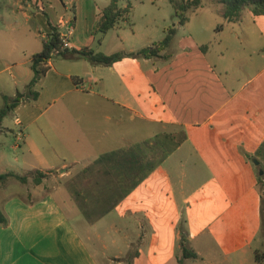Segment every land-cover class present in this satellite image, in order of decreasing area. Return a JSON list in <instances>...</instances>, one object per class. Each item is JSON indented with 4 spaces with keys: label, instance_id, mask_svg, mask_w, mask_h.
<instances>
[{
    "label": "crops",
    "instance_id": "1",
    "mask_svg": "<svg viewBox=\"0 0 264 264\" xmlns=\"http://www.w3.org/2000/svg\"><path fill=\"white\" fill-rule=\"evenodd\" d=\"M8 1L11 14H0V111L27 93L32 58L53 27L68 35L69 50H121L107 46L124 37L118 27L126 21L98 30L111 0ZM215 23L202 18L195 33L190 22L175 25L160 57L48 62L37 97L26 94L0 123V165L47 174L39 185L12 178L0 187L8 219L0 264H178L183 234L200 256L183 264H260L264 14L244 7L230 19L221 7ZM160 31L150 20L128 54L157 45L150 36ZM99 118L104 125L94 124ZM138 119L155 126L138 128Z\"/></svg>",
    "mask_w": 264,
    "mask_h": 264
},
{
    "label": "trees",
    "instance_id": "2",
    "mask_svg": "<svg viewBox=\"0 0 264 264\" xmlns=\"http://www.w3.org/2000/svg\"><path fill=\"white\" fill-rule=\"evenodd\" d=\"M124 1L125 0H111V4L103 10V16L98 24V30L101 34L108 33L110 30L119 25L120 22L128 20V13L131 8V0L128 1V5L125 8L122 7V3ZM194 2L196 6L201 4L199 0H196ZM218 2L224 6L225 17L230 19L237 18L244 7H251L253 13L257 16L264 14V0H218ZM185 21L186 18L181 20V24H184ZM175 37L176 29L173 27L169 28L167 30L165 38L159 44L149 48H144L137 53H130L129 55L133 57L145 58L160 57L161 52L171 46ZM63 44L62 34L58 30V28L53 27V32L49 36V39L44 42L42 51L35 54L32 58V69L34 72V77L27 87V95L31 94L33 95V97H37V93H35L33 89L48 71L47 64L52 58H54V52L57 50H61ZM68 53L70 54L68 55ZM58 55H62L63 57H68L71 59H74L76 57H85L92 63L104 65H112L113 63L119 61L124 57V54L121 53L107 55L102 52L96 53L93 50L88 49H67L60 52ZM26 94L18 93L17 97L13 101L8 103L3 110L0 111V123L11 110L15 109L20 104L21 99ZM46 177L47 174L40 171H31L24 175H19L16 172L11 171L9 173L0 174V187L7 184V182L12 178L24 184L28 183L29 180L32 179L36 185H39ZM259 183L264 208V175L259 178ZM7 223L8 219L3 210L0 208V225H6ZM187 243V237L185 234H183L182 257L178 259V264H183V261L185 259H200V256L196 252L191 250ZM263 257L264 256H260L257 252L255 253V259L260 264ZM127 262L128 264H132L130 260H128Z\"/></svg>",
    "mask_w": 264,
    "mask_h": 264
},
{
    "label": "rangeland",
    "instance_id": "3",
    "mask_svg": "<svg viewBox=\"0 0 264 264\" xmlns=\"http://www.w3.org/2000/svg\"><path fill=\"white\" fill-rule=\"evenodd\" d=\"M194 1L196 0H131V8L128 13V20L125 23H122L118 27L119 33L124 35L123 37L124 39L126 38L128 40H123V38L118 40L116 39V42H113L111 45L107 46L109 47L108 49H110V47L113 45L116 46L118 45L121 48L119 53L124 54V56L129 55L128 52L131 49L129 44L134 43V42H130V39L134 38L133 37L134 32L138 31L140 34H145L147 31V26L150 23V20L156 19L161 27L160 36L156 37L153 34L150 36L155 39L154 41L155 44H159L161 42L160 40L164 35L163 28H167L168 30L169 28L175 27V25L181 24V20H183L184 18H186L184 24L186 23L187 25V23L190 22L189 25L190 30L193 33H195L193 29L194 24L202 23V18L204 20L207 19L208 24H216L215 18L218 15V9H220L221 7L224 8V6L220 4L218 0H213L214 2H216L214 4L211 2V0H199L201 4L197 6L194 4L195 3ZM7 4H9V1L6 2V0H0V14H7V13L11 14V12L8 9L9 6H7ZM56 7L60 9L62 8V5H60V3H57ZM11 20H14V18H12ZM135 45H137V47H142L143 44L141 42H137ZM59 57H62V55L54 56V58H59ZM94 124L104 125V123L101 122L100 118L94 120ZM136 124L138 128L143 126L152 128L151 126H155L152 124H147L146 122L141 121L139 119L137 120ZM13 140H14L13 137H9L7 142H12ZM10 153L14 157L18 156L17 152L12 151ZM1 169H7V171H15V172L21 171L20 166L17 163H11L9 165H0V170ZM77 185L78 183L76 184V186ZM77 207H78V211L75 214L76 215L75 219L77 220V223L79 225H84L85 219L81 216L80 206ZM262 235L264 236V227H263ZM257 253L260 256H264V245L260 250H257ZM179 256L182 257V251ZM103 261L104 264H110V261H108L107 259H103ZM261 264H264V257L261 261Z\"/></svg>",
    "mask_w": 264,
    "mask_h": 264
},
{
    "label": "built area",
    "instance_id": "4",
    "mask_svg": "<svg viewBox=\"0 0 264 264\" xmlns=\"http://www.w3.org/2000/svg\"><path fill=\"white\" fill-rule=\"evenodd\" d=\"M41 9L43 10L42 6H41ZM63 23L68 27L67 28V32L68 34H71L72 32V24H69V22H67L66 20L63 21ZM62 34V33H61ZM68 35L67 34H62V37H63V46L61 48V50H57L54 52V55H58L60 52L64 51V50H67L70 48V42H69V39L67 37Z\"/></svg>",
    "mask_w": 264,
    "mask_h": 264
},
{
    "label": "water",
    "instance_id": "5",
    "mask_svg": "<svg viewBox=\"0 0 264 264\" xmlns=\"http://www.w3.org/2000/svg\"><path fill=\"white\" fill-rule=\"evenodd\" d=\"M255 164L256 165H258V162L257 161H255ZM264 174V172L263 171H261V175H263Z\"/></svg>",
    "mask_w": 264,
    "mask_h": 264
}]
</instances>
